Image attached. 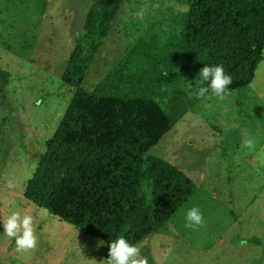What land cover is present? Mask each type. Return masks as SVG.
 Masks as SVG:
<instances>
[{
  "label": "rangeland",
  "instance_id": "obj_1",
  "mask_svg": "<svg viewBox=\"0 0 264 264\" xmlns=\"http://www.w3.org/2000/svg\"><path fill=\"white\" fill-rule=\"evenodd\" d=\"M92 1L0 0V68L11 72L8 92L0 99V264H99L109 258L106 242L96 246L102 238L24 195L73 97L74 88L63 83L62 74ZM189 5L190 0H126L83 88L93 89L118 69L135 68L139 49L164 48L180 34ZM198 74L185 63L173 69L162 90L179 87L192 95ZM229 92L224 100L211 92L200 98L147 152L198 185L164 230L137 244L148 261L264 264V60L250 85ZM248 139L253 148L245 146ZM9 181L15 187L9 188ZM194 206L203 223L187 227L186 213ZM17 210L34 217L35 249L17 251L15 240L3 233V219Z\"/></svg>",
  "mask_w": 264,
  "mask_h": 264
},
{
  "label": "trees",
  "instance_id": "obj_2",
  "mask_svg": "<svg viewBox=\"0 0 264 264\" xmlns=\"http://www.w3.org/2000/svg\"><path fill=\"white\" fill-rule=\"evenodd\" d=\"M125 1L89 5L62 74L73 97L24 193L102 238L108 251L121 236L137 245L164 230L198 189L177 166L147 155L200 99L179 87L162 90L173 69L222 64L231 91L250 85L264 60V0H190L180 34L164 48L135 51V68L118 69L86 90L82 83ZM10 82L11 72L0 68V99Z\"/></svg>",
  "mask_w": 264,
  "mask_h": 264
},
{
  "label": "clouds",
  "instance_id": "obj_3",
  "mask_svg": "<svg viewBox=\"0 0 264 264\" xmlns=\"http://www.w3.org/2000/svg\"><path fill=\"white\" fill-rule=\"evenodd\" d=\"M168 72H162V76H167ZM200 86L192 93L196 98H204L211 90L213 96L224 100L230 92L229 86L232 84V76L226 73L222 64L214 66L204 65L199 74ZM206 85V86H205ZM39 103V102H38ZM205 107H211L205 105ZM248 148L254 147V141L248 139L245 141ZM9 188L15 187L12 181H9ZM187 227L199 226L203 223V215L198 207L190 208L186 213ZM3 233L13 238L16 243L17 251H28L35 249L38 243V236L35 231L33 215L20 211H12L6 219H3ZM105 241L97 242V247L103 245ZM149 264L148 258L141 254V248L130 243L123 236L111 241L109 244V258L102 260L99 264ZM96 264L98 262L96 261Z\"/></svg>",
  "mask_w": 264,
  "mask_h": 264
}]
</instances>
